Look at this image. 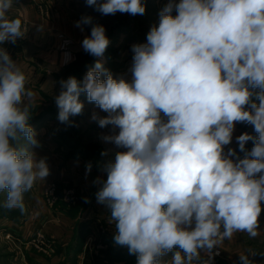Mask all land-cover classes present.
Wrapping results in <instances>:
<instances>
[{
    "label": "clouds",
    "instance_id": "1",
    "mask_svg": "<svg viewBox=\"0 0 264 264\" xmlns=\"http://www.w3.org/2000/svg\"><path fill=\"white\" fill-rule=\"evenodd\" d=\"M86 4L103 15L145 13L142 0ZM12 6L13 0H0V44L25 37L22 21L8 17ZM91 23L92 17L84 16L76 26ZM146 40L132 46L130 82L114 78L99 61L82 82L62 80L55 97L58 120L71 124L70 116L82 113L79 98L86 94L107 113L92 115L101 128L112 126L113 134L104 139L126 149L104 165L107 179L95 181L102 184L97 202L110 209L109 222L115 224V244L136 255L137 264H193L200 260V250L211 257L215 247L237 232L259 235L264 0H170ZM108 45L99 24L82 41L95 57ZM26 82L25 73L0 47V193L6 194L5 208L21 211L24 194L50 174L46 159H37L32 150L40 143L29 124L34 93ZM236 122L253 125L258 134L236 138L246 153L238 162L230 158L234 150L224 153ZM248 141H254L250 152ZM91 168L87 164L86 175ZM177 246L182 252L162 261ZM255 255L252 250L240 254L241 264H253L249 256Z\"/></svg>",
    "mask_w": 264,
    "mask_h": 264
},
{
    "label": "crops",
    "instance_id": "2",
    "mask_svg": "<svg viewBox=\"0 0 264 264\" xmlns=\"http://www.w3.org/2000/svg\"><path fill=\"white\" fill-rule=\"evenodd\" d=\"M69 2L13 0L8 13L10 19L19 18L22 21L25 37L15 43L5 42L0 47L8 51L25 73L26 88L34 93L29 124L40 146L32 150L37 159H46L50 174L45 180H37L32 190L24 194L23 211L5 208L6 194H0V264H83L87 252L95 264H137L136 255L129 254L126 247L115 244L116 228L114 223L109 222L110 209L98 203L96 198L102 184L95 181L98 178L101 181L107 179L104 165L114 162L117 152L126 151L104 139L113 134L111 125L101 128L92 119L93 113L99 117H105L107 113L94 102H83L90 104L85 109L90 123L84 132L95 133L104 146L105 155H97L89 143L84 144L83 130L79 127L70 129L69 133L65 125L55 130L58 125L61 126L55 104V97L62 90L60 82L72 76L76 68L74 65L81 60L83 51V27H77L78 20L68 12ZM173 11L175 16V8ZM129 74L126 70L121 78L130 82L132 76ZM79 99L82 102L87 97ZM52 102L55 104L53 110ZM41 114L46 117L39 118ZM161 116L167 119L163 113ZM244 133L258 135L253 125L236 122L232 141L224 146L225 155L230 149L234 150L235 155L230 157L234 162L243 159L246 154L240 150L236 139ZM67 135L72 138H67ZM253 147L254 141H248L245 145L249 152ZM89 163L92 168L86 175ZM51 183L57 185L59 197L54 207L47 204L44 194ZM68 189H74L78 195L74 204L64 200ZM261 208L259 235L252 238L245 232H237L231 239L223 240L212 250H220L215 264H241L240 254L249 255V250H252L256 255L249 258L254 259L264 252V202H261ZM8 233L13 236L12 240H8ZM40 233L51 242L47 249L36 248L33 244ZM175 251L182 252L177 246L173 252L162 257V261H171ZM208 255L206 250H200V260L193 261V264L204 262Z\"/></svg>",
    "mask_w": 264,
    "mask_h": 264
},
{
    "label": "rangeland",
    "instance_id": "3",
    "mask_svg": "<svg viewBox=\"0 0 264 264\" xmlns=\"http://www.w3.org/2000/svg\"><path fill=\"white\" fill-rule=\"evenodd\" d=\"M156 2L157 4H151V2ZM179 0H172L173 3ZM145 5V13L143 15H131L128 13H119L115 15H103L94 7L88 6L86 0H70L68 4V12L78 21L84 16L92 17V23L89 25H82L83 27V39L90 36L91 28L93 25H102L105 28L106 22L110 21L111 26L105 28V34L109 39V45L106 48L104 54L100 57H95L87 53L84 49L82 51L81 62L85 64H92L91 67L95 65V61H99L105 69H107L114 78H121L122 73L127 70V73L131 74V66L133 62L132 46L136 44L146 43V37L151 27L158 26L159 24V13L160 11L170 2V0H142ZM147 3V4H145ZM174 16V11L172 12ZM117 23H122V26L118 30L111 28ZM99 59V60H98ZM93 62H95L93 64ZM90 67V68H91ZM86 70V69H85ZM103 78V77H102ZM82 102H88L87 99H83ZM56 104V103H55ZM55 104L52 102V106L55 108ZM84 108L81 114L76 116H70L71 124L60 123L61 126H57L55 130H58L63 125H65L66 131L69 133L70 129H75L79 127L83 130L84 144L89 143L93 148V152L97 155H101L104 151V146L101 141L97 139L95 133L84 132V128L90 123L89 114L86 111V107L90 106L88 103H83ZM67 138H72L67 135ZM78 138V136H77ZM8 240H10L8 238ZM264 251V247L262 249ZM253 264H264V252L251 259ZM240 264V263H238Z\"/></svg>",
    "mask_w": 264,
    "mask_h": 264
},
{
    "label": "built area",
    "instance_id": "4",
    "mask_svg": "<svg viewBox=\"0 0 264 264\" xmlns=\"http://www.w3.org/2000/svg\"><path fill=\"white\" fill-rule=\"evenodd\" d=\"M44 194H45L46 202L50 207H54L58 203L59 197L57 195V185L55 183H51L50 185H48V187H46L44 191ZM64 200L67 201L69 204L76 203L78 200V195L76 191L74 189H68L64 195ZM6 236L10 240L13 239V236L9 233L6 234ZM33 244L36 248L47 249L48 247H50L51 242L47 237H45L42 233H40L37 235L36 239L33 241ZM219 254H220V250L215 249L212 252L211 257L208 255L205 261H209V264H215L216 256H218ZM204 262L199 263V264H204Z\"/></svg>",
    "mask_w": 264,
    "mask_h": 264
},
{
    "label": "trees",
    "instance_id": "5",
    "mask_svg": "<svg viewBox=\"0 0 264 264\" xmlns=\"http://www.w3.org/2000/svg\"><path fill=\"white\" fill-rule=\"evenodd\" d=\"M147 2H148V0H147ZM149 2H150V0H149ZM145 4H147V3H145ZM104 26H105V28H109V27L111 26V22H110V21L106 22V24H105ZM121 26H122V23H120V24L117 23V24L113 25L111 28H113V31H114V30L116 31V30H118L119 27H121ZM132 53H133V52H132ZM132 55H134V53H133ZM80 56H82V54H81ZM81 60H82V58H81ZM81 60H80V61H77V63L74 65L76 68L72 71V76H71V77H75L78 81H81V82H82L84 76L86 75L87 71L90 69V67H91L92 64H85V65H84V63H82ZM98 60H99V59H98ZM95 62H97V61H95ZM95 62H93V64H94ZM85 69H86V70H85ZM80 97H87V96H86V94H83V93H82ZM53 109H55V108L52 107L51 110H53ZM45 117H46V116H43V114H41V117H39V118L43 119V118H45ZM36 119H38V117H37ZM36 119H35V120H36ZM58 202H59V201H58ZM83 264H95V262L92 261V258L90 257V253H89V252H87Z\"/></svg>",
    "mask_w": 264,
    "mask_h": 264
},
{
    "label": "water",
    "instance_id": "6",
    "mask_svg": "<svg viewBox=\"0 0 264 264\" xmlns=\"http://www.w3.org/2000/svg\"><path fill=\"white\" fill-rule=\"evenodd\" d=\"M1 194V193H0Z\"/></svg>",
    "mask_w": 264,
    "mask_h": 264
}]
</instances>
